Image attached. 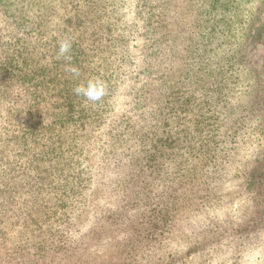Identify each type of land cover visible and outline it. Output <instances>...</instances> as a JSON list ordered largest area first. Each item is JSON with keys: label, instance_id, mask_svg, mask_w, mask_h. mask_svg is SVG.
Instances as JSON below:
<instances>
[{"label": "rangeland", "instance_id": "rangeland-1", "mask_svg": "<svg viewBox=\"0 0 264 264\" xmlns=\"http://www.w3.org/2000/svg\"><path fill=\"white\" fill-rule=\"evenodd\" d=\"M28 8L20 15L27 24L43 15L38 68L45 65L47 78L58 74L55 66L68 67L57 47L77 25L87 52L97 53L94 69L104 71L103 58L113 55L116 71L115 79L101 80L111 84L103 94L110 108L105 123L82 147L87 186L63 199L50 186L46 202L64 206L50 233L43 232L49 237L43 257L42 247L19 249V237L32 233L15 223L8 246L0 244V264H264V0H37ZM24 25L7 41L31 33ZM3 47L0 59L11 56ZM75 52L70 49V59ZM180 77L184 82L176 86L191 96L188 112L199 124L192 146L187 154L178 147L169 160L162 157L156 178L151 168L130 175L124 147L121 158L116 147V154L108 149L109 133L124 117L138 121L144 104L160 102L163 81ZM224 81L232 99L228 113L220 125L201 126L199 116L207 115L199 107ZM22 83L0 69L1 110L32 96Z\"/></svg>", "mask_w": 264, "mask_h": 264}, {"label": "trees", "instance_id": "trees-1", "mask_svg": "<svg viewBox=\"0 0 264 264\" xmlns=\"http://www.w3.org/2000/svg\"><path fill=\"white\" fill-rule=\"evenodd\" d=\"M36 1L0 0V47L7 44L10 35L18 33L19 25L25 24L24 28L31 32L26 36L14 37L15 40L8 42L3 48L11 50V56L0 59V69L5 71V77H16L18 83L27 82L33 90L32 96L21 105L12 104L6 110H1L0 103V244L8 246L10 226L20 223L23 228L21 230L32 233V237H19L23 240L22 243L16 244L19 249L23 246V249L29 246L41 248L43 238L49 240L48 236H43V232H49L53 228L56 223L54 218L61 214L59 209L64 206L46 202L45 197H53L50 186L56 193L62 194L61 199L80 195L82 185L87 186V179H90L87 173L89 166L84 167L82 147L93 138L96 139V132L105 123L110 108L109 104L103 101L104 96L93 102L77 95L74 89L89 80H106L107 83L111 80L110 74L115 79L116 71L112 54L113 59L112 56L103 58L104 71L94 69L91 61L97 53L87 52L83 45L84 29L82 25H77L76 32L69 36L71 49L76 52L73 59L69 60L68 66L77 68L78 75L67 71V67L61 70V66H55L58 74L47 78L45 65L38 68L43 58V37L46 35L43 15L38 13L29 24L20 17L26 14L28 7ZM39 3L40 1L36 5ZM17 21L19 24L11 26V23ZM64 73L68 74V77H59ZM171 80L173 83L169 78L163 81L159 94L160 102L158 100L155 104H144L145 108L138 121L133 120L131 116L124 117L119 122L120 128L109 133L113 145L108 149L116 154V147L121 152L117 156L120 155L121 158V148L124 147L125 162L128 158L133 167L130 175L137 176L141 171L147 173L151 168L150 175L155 174L156 178L163 168V165L160 166L162 157L163 161L169 160L173 150L178 147H184L187 154L192 140H195L194 131L199 124L194 123L188 112L191 108V96H186V91L176 86L184 82L182 77ZM102 83L104 91L111 87V84ZM153 89L151 86L146 92ZM227 89L229 84L224 81L217 90L209 91L208 95H212V98L207 101L206 106L199 107L202 109L199 114L207 115L202 119L199 116L201 126L210 128L217 120V125H220L231 107L232 99L227 98ZM143 94L141 93V96ZM45 113H52L47 121ZM84 160L90 163L89 158ZM185 161V158L179 161L181 169L185 167V163L181 164ZM182 175H186L184 170ZM112 214H116V219H119L123 212L114 211ZM51 235H55L54 231H51ZM55 241L66 243L65 239L58 237ZM39 250L42 251L43 257V247ZM40 251L37 250L35 256L40 254Z\"/></svg>", "mask_w": 264, "mask_h": 264}, {"label": "clouds", "instance_id": "clouds-1", "mask_svg": "<svg viewBox=\"0 0 264 264\" xmlns=\"http://www.w3.org/2000/svg\"><path fill=\"white\" fill-rule=\"evenodd\" d=\"M71 46L70 39L61 41L59 43V55L64 56L67 60H70V57L67 54L69 53ZM66 70L74 75H78V69L71 65H69ZM104 90V84L99 80H89L86 84H80L74 89L77 95H82L87 100L93 102L99 101L102 98Z\"/></svg>", "mask_w": 264, "mask_h": 264}]
</instances>
